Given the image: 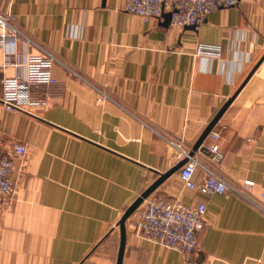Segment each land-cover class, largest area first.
<instances>
[{
  "label": "crops",
  "instance_id": "1",
  "mask_svg": "<svg viewBox=\"0 0 264 264\" xmlns=\"http://www.w3.org/2000/svg\"><path fill=\"white\" fill-rule=\"evenodd\" d=\"M19 32L0 48V136L14 158L13 199H0V264H116L119 221L137 197L193 149L247 195L264 187V0H239L201 27H174L126 10V0H0ZM167 12V11H166ZM11 34L13 30H10ZM217 44L219 57L194 54ZM50 52L56 83L24 93L23 109L2 102L3 79L19 55ZM224 157L214 159L216 140ZM205 172L198 168L196 181ZM153 194L207 204L206 225L190 260L142 237L127 220L123 264H264V211L246 193L185 188L179 170Z\"/></svg>",
  "mask_w": 264,
  "mask_h": 264
},
{
  "label": "built area",
  "instance_id": "2",
  "mask_svg": "<svg viewBox=\"0 0 264 264\" xmlns=\"http://www.w3.org/2000/svg\"><path fill=\"white\" fill-rule=\"evenodd\" d=\"M239 0H126V10L143 15L146 19L161 16L171 12V25L184 27L193 25L198 30L207 16L221 7H230ZM12 17L0 11V48L5 45H14L19 32L12 24ZM14 34H11L10 30ZM198 56L219 57L221 47L217 44L198 42L194 48ZM8 62L13 63L18 69L24 67L26 73L19 70L17 75L6 76L3 79L2 102L7 109H23L24 93L30 88L41 84H54L56 79L52 75L51 67L56 62V57L50 52L30 54L26 63H22L19 55H10ZM214 142L208 149L213 153L214 159L224 157V152L218 143L219 132L213 131ZM181 156H189V151L180 144ZM27 149L22 143H16L12 150L5 147L0 136V199L11 200L15 194V186L11 178L14 172V158L24 155ZM201 168L206 174L202 181H196V173ZM179 174L185 188L193 189L209 195L226 193L237 190L248 193L254 186L250 180L236 187L219 175L210 165L202 163L197 155L190 156L189 160L179 169ZM247 197H249L247 195ZM264 211V187L259 197H249ZM143 205L140 219L135 221L137 232L160 246L179 250L185 260L194 256L199 245V233L206 225L207 204L200 202L196 206L186 205L180 197L165 199L155 194L148 196Z\"/></svg>",
  "mask_w": 264,
  "mask_h": 264
},
{
  "label": "water",
  "instance_id": "3",
  "mask_svg": "<svg viewBox=\"0 0 264 264\" xmlns=\"http://www.w3.org/2000/svg\"><path fill=\"white\" fill-rule=\"evenodd\" d=\"M165 17L167 18V22L171 21V12H165ZM194 28L193 25H190ZM233 101V98L229 99L223 107L218 111V113L215 115V117L211 120V122L207 125V127L204 129L203 133L199 137V139L196 141L193 149L189 152V156L184 157L181 159L177 164H175L173 167H171L169 170H167L164 173H161L160 177L154 181L147 189H145L138 197L137 199L126 209L123 216L121 217L119 221L120 230H121V243H120V249L118 253L117 263L116 264H123L124 259V253L126 248V238H127V220L132 216V214L142 205L144 200L150 196L168 177H170L172 174L177 172L188 160L190 156H194L196 151L201 148L204 140L207 138V136L210 134L216 123L219 121L225 110L228 108V106Z\"/></svg>",
  "mask_w": 264,
  "mask_h": 264
}]
</instances>
